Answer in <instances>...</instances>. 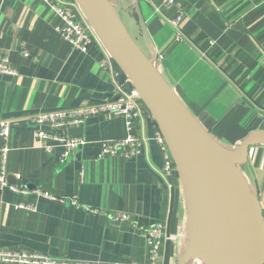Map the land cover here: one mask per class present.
<instances>
[{"label": "crops", "instance_id": "obj_1", "mask_svg": "<svg viewBox=\"0 0 264 264\" xmlns=\"http://www.w3.org/2000/svg\"><path fill=\"white\" fill-rule=\"evenodd\" d=\"M112 2L182 101L222 144L235 147L249 132L264 129V0H175L170 7L161 0ZM179 11L184 17L176 27L170 20ZM62 25L45 0H0V55L17 70L0 74V118L11 122L7 178L28 189L22 195L0 188V249L42 252L70 264H147L146 237L133 224L160 222L167 234L162 264H182L187 205L179 177L168 180L162 170L153 118L145 115L133 127L143 147L132 159L98 157L105 140L128 134L122 116L99 114L67 127L87 143L66 161L60 160L61 147L48 152L43 145L49 142L36 136L33 115L101 104L115 97L119 84L100 65L105 48L94 43L80 51L64 40L57 29ZM24 49L32 56L25 57ZM5 143L0 136V170ZM239 168L264 214V144L252 146ZM38 188L66 201L50 200ZM21 201L36 211L18 208ZM114 212L133 217L115 221Z\"/></svg>", "mask_w": 264, "mask_h": 264}, {"label": "water", "instance_id": "obj_2", "mask_svg": "<svg viewBox=\"0 0 264 264\" xmlns=\"http://www.w3.org/2000/svg\"><path fill=\"white\" fill-rule=\"evenodd\" d=\"M128 78L162 132L187 205L189 230L182 264H264L262 206L240 171L252 146L264 144V129L249 132L235 147L215 138L182 101L155 61L137 43L112 0H73ZM139 17L145 36L144 16ZM237 166L243 186L230 170ZM254 204H253V200ZM258 208L254 214L251 203ZM190 238L195 242L189 244Z\"/></svg>", "mask_w": 264, "mask_h": 264}, {"label": "built area", "instance_id": "obj_3", "mask_svg": "<svg viewBox=\"0 0 264 264\" xmlns=\"http://www.w3.org/2000/svg\"><path fill=\"white\" fill-rule=\"evenodd\" d=\"M56 14H58L63 25L58 27V31L67 42L71 43L75 48L82 52H87L91 45L99 43L103 46L99 37L95 33L92 26L84 18L79 19L76 16L75 10L78 5L73 0H45ZM166 7L173 6L175 0H161ZM184 14L179 11L173 18L171 23L178 27L182 21ZM104 47V46H103ZM105 48V47H104ZM23 55L27 58L32 56V52L28 49L23 50ZM100 65L104 69H111L114 76L119 77L121 70L113 60L110 53L105 49V56L100 60ZM16 68L12 65L6 55H0V74L15 75ZM110 114L113 116H122L126 120L128 134L122 138H113L105 140L98 152V157L103 158L115 154H120L127 159H132L138 156L143 147V139L139 134L132 132L133 127L150 112L147 110L141 99L139 98L136 88L132 85L128 78L118 84L116 95L114 98L107 99L101 104L86 105L75 108H64L57 110H49L39 112L33 115L31 123L37 126L36 136L40 140L48 141L44 143V148L48 152H52L54 147L62 148L60 160L66 161L71 153L79 150L87 143L85 137L81 135H73L64 130L69 126L83 125L88 118L99 115ZM44 126L48 127L45 128ZM157 126V125H156ZM11 134L10 120L0 118V136L6 141L1 149V170H0V188H9L10 190L22 195L28 193V189L23 185L11 184L7 178V157L10 150L8 143ZM154 140L157 142L162 151L163 163L162 170L165 176L169 179L177 177L176 165L173 157L168 149L165 138L158 126L154 134ZM40 195L53 200L65 202L64 198H59L45 192L42 189L35 190ZM75 204L77 201L73 199ZM18 208L36 211L35 205L21 201L17 204ZM115 221L123 222L130 221L132 214L125 212H114L111 215ZM136 229H139L146 237L148 246L147 264H162L163 247L167 240V234L164 225L160 222L148 225L138 226L133 224ZM70 264L66 258L55 257L46 253L30 251L25 249H0V264ZM114 264H138L137 262L129 263H114Z\"/></svg>", "mask_w": 264, "mask_h": 264}, {"label": "rangeland", "instance_id": "obj_4", "mask_svg": "<svg viewBox=\"0 0 264 264\" xmlns=\"http://www.w3.org/2000/svg\"><path fill=\"white\" fill-rule=\"evenodd\" d=\"M122 19L125 22L126 26L128 27L131 35L136 39L137 43L141 46V48L144 50L145 49V43L142 42L141 40V35L140 33H137V30L134 29V27L131 25L130 20L128 16H126L123 12H121ZM145 51V50H144ZM196 264H203L202 261H200L198 258L195 259Z\"/></svg>", "mask_w": 264, "mask_h": 264}, {"label": "bare ground", "instance_id": "obj_5", "mask_svg": "<svg viewBox=\"0 0 264 264\" xmlns=\"http://www.w3.org/2000/svg\"><path fill=\"white\" fill-rule=\"evenodd\" d=\"M230 170L232 171V173L234 174V176L237 178L238 182L241 183V186L244 187V186H243V182H242V180H241V177H240V175H239V173H238L237 166H236L235 164H233V163H230ZM252 200H253V199H252ZM252 202H253V204H254V200H253ZM250 203H251V201H250ZM253 204L251 203V205H252V207H253V212H254V214H255V213H257L258 208L256 207V205L254 206ZM192 243H195V244H197L198 246L200 245V243H199L198 241L195 242V239H194V238H190L189 244H192Z\"/></svg>", "mask_w": 264, "mask_h": 264}]
</instances>
